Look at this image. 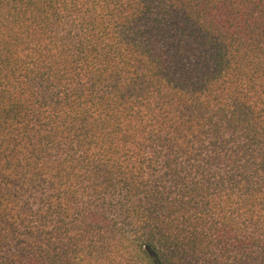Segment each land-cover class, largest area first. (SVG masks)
<instances>
[{"label": "trees", "instance_id": "1", "mask_svg": "<svg viewBox=\"0 0 264 264\" xmlns=\"http://www.w3.org/2000/svg\"><path fill=\"white\" fill-rule=\"evenodd\" d=\"M0 264H264V0H0Z\"/></svg>", "mask_w": 264, "mask_h": 264}]
</instances>
